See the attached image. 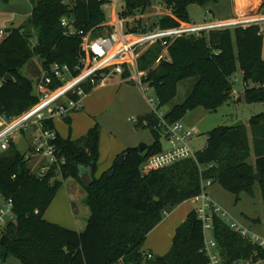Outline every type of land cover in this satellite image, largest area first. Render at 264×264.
Listing matches in <instances>:
<instances>
[{
  "label": "trees",
  "instance_id": "obj_1",
  "mask_svg": "<svg viewBox=\"0 0 264 264\" xmlns=\"http://www.w3.org/2000/svg\"><path fill=\"white\" fill-rule=\"evenodd\" d=\"M32 11L25 22L8 29L0 41V114L9 118L23 114L38 97L33 81L21 69L33 57H39L44 68L59 62L74 67L81 58L78 36L65 35L61 19L67 17L79 29L96 28L106 18L99 0H29ZM172 9L184 22L191 21V4L208 6L219 0H157ZM153 0H125L123 15L145 12ZM209 10L214 14V12ZM153 25L173 27L179 21L170 16L153 18ZM264 37L261 26L224 28L203 33L199 37H180L169 47V59L155 64L161 53L159 44L153 45L139 57V68L146 70L145 82L156 93V106L170 104L177 95L180 82L194 78L195 84L182 104L174 105L165 119L181 121L198 107L216 111L234 99V78L240 70L245 83L242 96L236 101L248 104L264 102ZM7 74L14 81H6ZM128 75V72L126 73ZM89 89V87H87ZM150 123L156 137L145 151L129 147L122 166L115 162L99 177L96 173L100 159L101 126L96 123L78 139L56 140L59 154L65 158L60 167L39 178L30 164L11 142L0 151V193L11 198L16 219L9 223L0 239V261L9 255L23 264H209L202 252L204 232L196 210L176 229L172 247L163 256L148 257L143 246L148 233L176 206L192 199L201 191L204 180L219 183L235 194L254 195V186L260 185L264 203V112L249 118V126L232 128L222 125L208 133L205 148L196 158L180 160L172 165L143 173L141 166L150 155L163 151L161 135ZM71 124L70 117L66 118ZM55 128L51 121L47 124ZM249 131L252 140L249 138ZM252 142V144H251ZM252 153L255 162H250ZM92 169L93 183L86 187V204L91 214L83 231L66 228L45 219L44 215L62 186L58 179H80V167ZM114 169L112 176L108 173ZM260 173L258 183L252 175ZM257 222L258 219H253ZM212 235L218 243L221 256L227 264L235 260L264 259L260 247L230 228L221 216H216Z\"/></svg>",
  "mask_w": 264,
  "mask_h": 264
},
{
  "label": "built area",
  "instance_id": "obj_2",
  "mask_svg": "<svg viewBox=\"0 0 264 264\" xmlns=\"http://www.w3.org/2000/svg\"><path fill=\"white\" fill-rule=\"evenodd\" d=\"M99 1L107 18L99 25L102 30L98 34H95L96 28L85 31L76 27L73 20L67 17L61 19L65 35L81 38L79 63L71 67L68 64L53 62L48 68L43 67V76L35 86L38 101L17 117L9 118L0 114V151L10 147L13 134L31 131L29 147L24 152V157L29 164L36 159L32 173L39 178L46 177L53 167H60L65 162L56 145L58 133L47 124L51 121L54 123L57 119L65 120L83 109L88 92L95 87L110 84L116 77L122 82H137L146 93L150 85L145 82L147 71L139 68V57L150 47L159 44L162 48L155 61V64H158L163 59H169V47L180 37H199L217 29L246 28L252 25L261 26L264 23V10L255 11L251 6L236 8L231 18H215V15L207 10L206 13L213 17L210 20L205 15L202 22L193 19L184 22L174 15L171 8L157 0H153L145 12L126 16L122 14L125 0ZM64 3L68 1L65 0ZM159 16L173 17L179 24L173 27L154 26L153 18ZM7 34L8 31L0 30V36ZM149 101L154 103L153 98H149ZM158 110L156 108V111ZM130 121L150 126L147 119L131 117ZM153 127L172 147L147 157L141 166L143 173L164 168L183 159L196 158V152L190 145L191 139L198 131L196 126H189L181 121L169 122L164 114ZM211 185L210 179L204 180L200 193L192 198L196 203L195 210L204 232L202 252L208 257L209 264H227L212 235L216 216L224 218L230 228L242 237L264 247V238L260 235L251 233L249 228L235 220L226 219L228 212L215 202L209 193ZM15 219L13 200L0 193V239L7 225ZM256 255L257 253L250 258L235 260L231 264H260V259L255 258ZM148 257L152 258L153 254L148 253ZM0 264L5 263L0 261Z\"/></svg>",
  "mask_w": 264,
  "mask_h": 264
},
{
  "label": "rangeland",
  "instance_id": "obj_3",
  "mask_svg": "<svg viewBox=\"0 0 264 264\" xmlns=\"http://www.w3.org/2000/svg\"><path fill=\"white\" fill-rule=\"evenodd\" d=\"M239 1L240 0H219L218 3H212L205 7L191 4L188 7L189 16L191 19L197 22L204 21L205 15H207L208 19L210 20L213 17L206 13V9L210 8L216 14L215 18H230L235 13L234 7H241ZM262 2H264V0L259 1L255 11H258V8L262 6ZM31 11L32 4L29 0H0V30H8L21 26L29 17ZM232 11H234V13H232ZM261 31L264 37V23L261 24ZM6 36L7 35L0 36V41ZM21 72L24 76L33 81L35 93V86L43 76V66L39 57L36 56L29 60L28 63H26L21 69ZM194 84V78L180 82L178 85L177 95L174 100L170 104L161 107L158 111H156V93L152 87H150L146 93L143 94L137 82L125 81L119 86L109 85L106 87V89H103L96 96V101H98L100 104L99 106L102 107V110H105L103 115L96 119L97 123H99L101 126V157H106L107 154L110 153L111 147L116 142L119 144L122 143L136 147H139L141 144L152 145L156 137L151 127L136 124L130 121V118L139 117L141 119L143 117H148L155 121L157 118L159 119V117H163V115L167 113L174 105L182 104L184 102L192 90ZM244 87L245 84L243 81V75L239 70L236 73V77L234 78V99H231L227 103L223 104L216 111H210L203 107H198L192 111H189L182 118L181 122L184 124L189 126L194 125L197 127L198 131L195 137H193V139L190 141V145L196 153L202 151L205 148L207 144L208 133L214 128L222 125L230 126L231 121L236 117H239L248 124L249 118L252 115L264 112V102L248 104L244 101H236L237 93H241L239 94L241 97ZM149 98L154 99L153 104L150 103ZM12 138L16 148L20 152L24 153L29 147L31 131H20L13 134ZM249 138L251 141L252 135L250 131ZM161 143L163 150H167L172 147V145L164 137L161 138ZM255 158V154L252 153L250 162L254 163ZM35 164L36 159L30 163L31 171ZM58 179L62 181V186L56 195V197H60V199L56 201V204H53V200L47 210V213L51 212L53 217H57L60 214V217L57 219L61 218L62 215H65L66 211H64V201L61 199L62 197H66L68 202L71 201L69 204H72L71 209H69L71 220L75 224L77 220H79L80 224L77 223V225L79 228L81 227L83 231L87 226L91 212L89 206L84 200L87 195L86 187L82 184V182H80V180L73 177L63 179L59 175ZM209 190L211 192L213 191V196H215L214 198L217 200L220 206L228 212L226 219L231 221L235 220L249 228L251 233H256L264 238V203L259 184L254 186V195L244 192L240 195L238 201L235 194L225 190L219 183L211 185ZM62 191L64 194H62ZM73 205L76 206L75 209L73 208ZM53 207L55 209H53ZM85 209L87 210V213L85 212ZM254 218L258 219V221L254 222ZM68 222L70 225H72L70 221ZM208 235H210V233ZM0 252H4V250L0 248ZM4 263L23 264L20 259L13 255H9ZM261 264H264V260L261 262Z\"/></svg>",
  "mask_w": 264,
  "mask_h": 264
},
{
  "label": "crops",
  "instance_id": "obj_4",
  "mask_svg": "<svg viewBox=\"0 0 264 264\" xmlns=\"http://www.w3.org/2000/svg\"><path fill=\"white\" fill-rule=\"evenodd\" d=\"M259 1L260 0H240L239 2L241 4V7L251 6V8L253 10H255L256 6H258L257 4H259ZM261 5L262 6L259 7L258 9H263L264 2H262ZM236 8H239V6H235L234 11L236 10ZM210 10H212V9H210ZM234 11H232V13H234ZM214 15L216 16L215 13H214ZM219 19H226V18H219ZM5 30L7 31V29H5ZM117 78H115L114 81H112L108 85L95 87L90 92H88L87 96L84 99L83 109L73 113L70 116L71 124H68L66 121H64L62 119H57L54 122L55 129H56L57 133L63 138L70 137L71 139H74V140L85 135L87 133V131L97 123L96 119L100 118L105 111V110H102V107L99 106L100 105L99 102L96 101L97 94H99L103 89H106V87L109 85L110 86L111 85L119 86L120 84H122L123 82L121 81V79H117ZM143 94H145V93L143 92ZM239 94H241V93H237L238 96H239ZM236 98H237V96H236ZM239 119H240L239 117H236L235 119H233L231 121V123H233ZM245 125L249 126V124H247L246 122H245ZM129 147H136V146H130L127 144H122V143L119 144L116 142L111 147L110 153L107 154L106 157H104V156L101 157L102 149H101V137H100V159H99V168H98V171L96 173V176L99 177L103 172L108 170L114 164L117 157L120 154H122L123 151H125ZM254 162H255V160H254ZM76 186H77V184H76ZM209 193H210L212 199L215 202H217V200L214 198L215 196H213V191L211 192L209 190ZM62 194H64L63 191H62ZM214 194H215V191H214ZM59 199H60V197H56L54 199L53 204H56V201ZM61 200L64 201L63 205H64V211H66L65 215H62L61 218L57 219L58 217H60V214L57 217H53L51 215V212L47 213V211H46V216L44 215V217L50 222L57 223L61 226L68 227V228L73 229V230L75 229L77 231H82V228L81 227L79 228L77 225V223H79V220H77L76 224L73 223L71 220L70 210H69V209H71V206H72V204L71 205L69 204V202L71 203V201L68 202L66 197H62ZM53 206H55V205H53ZM75 207L76 206L73 205L74 209H75ZM195 208H196V203H195V201H193V199L184 201L183 203L174 207L165 216V218L148 233L146 240H145V243H144V246H143V250H146L148 253H152L155 256H157V255L163 256V255L167 254L172 247L173 239H174V236L176 234V229L186 220L189 213L192 212L193 210H195ZM53 209H55V208L53 207ZM85 212L87 213L86 209H85ZM90 214H91V212H90ZM55 219H57V220H55ZM67 220L70 221V223L72 225H70ZM263 260L262 259L260 260V264ZM120 264H122V263H120Z\"/></svg>",
  "mask_w": 264,
  "mask_h": 264
},
{
  "label": "water",
  "instance_id": "obj_5",
  "mask_svg": "<svg viewBox=\"0 0 264 264\" xmlns=\"http://www.w3.org/2000/svg\"><path fill=\"white\" fill-rule=\"evenodd\" d=\"M80 1V0H78ZM6 81H14V77L11 75V74H7L4 78ZM241 126H245V122L241 119L231 123L230 127L232 128H237V127H241ZM140 150L141 151H145L149 148V145L148 144H141L139 146ZM127 157V153H122L120 154L117 159L115 160V163L118 165V166H122L125 159ZM115 170L112 169L108 175L109 176H112L114 174ZM253 179L260 183L263 178H262V175L260 173H254L252 175ZM80 179H81V182L82 184L85 186V187H89L92 185L94 179H93V176H92V169L90 167H83L81 166L80 167Z\"/></svg>",
  "mask_w": 264,
  "mask_h": 264
}]
</instances>
